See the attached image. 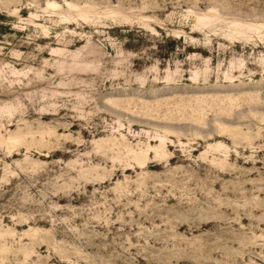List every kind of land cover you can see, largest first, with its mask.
Segmentation results:
<instances>
[{"label":"rangeland","instance_id":"1","mask_svg":"<svg viewBox=\"0 0 264 264\" xmlns=\"http://www.w3.org/2000/svg\"><path fill=\"white\" fill-rule=\"evenodd\" d=\"M0 264H264V0H0Z\"/></svg>","mask_w":264,"mask_h":264}]
</instances>
